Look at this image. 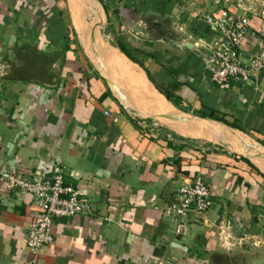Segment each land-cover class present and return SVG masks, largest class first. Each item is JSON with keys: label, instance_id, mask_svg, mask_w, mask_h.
<instances>
[{"label": "crops", "instance_id": "crops-1", "mask_svg": "<svg viewBox=\"0 0 264 264\" xmlns=\"http://www.w3.org/2000/svg\"><path fill=\"white\" fill-rule=\"evenodd\" d=\"M94 1L98 20L77 27L69 0H0V264L264 263V76L211 82L202 20L245 15L247 57L264 6ZM16 168H60L89 205L54 219L53 243L35 251L26 232L40 213L6 186ZM197 176L211 207L172 218L176 190Z\"/></svg>", "mask_w": 264, "mask_h": 264}, {"label": "built area", "instance_id": "built-area-1", "mask_svg": "<svg viewBox=\"0 0 264 264\" xmlns=\"http://www.w3.org/2000/svg\"><path fill=\"white\" fill-rule=\"evenodd\" d=\"M226 1L215 0V4ZM202 20L213 35L206 56L211 82L226 89L230 83L245 84L252 77L264 76V37L255 53L246 57L242 52L250 31V22L245 15L239 16L221 8L218 14L204 13ZM5 181L7 188L28 194L40 213L31 220L26 232L25 244L31 251L53 243L54 219L73 218L89 209L88 203L81 198L82 192L64 183L60 168H55L47 178L27 177L23 170L16 168ZM175 198L165 209L174 219L203 214L212 205L209 186L199 176L180 186Z\"/></svg>", "mask_w": 264, "mask_h": 264}, {"label": "bare ground", "instance_id": "bare-ground-1", "mask_svg": "<svg viewBox=\"0 0 264 264\" xmlns=\"http://www.w3.org/2000/svg\"><path fill=\"white\" fill-rule=\"evenodd\" d=\"M69 4L73 15V20L77 27H81L80 20L82 15L87 16L88 19L91 20V25H94V22L98 20L99 7L98 5H95L96 2L94 0H69ZM163 109L165 110L164 107Z\"/></svg>", "mask_w": 264, "mask_h": 264}, {"label": "rangeland", "instance_id": "rangeland-1", "mask_svg": "<svg viewBox=\"0 0 264 264\" xmlns=\"http://www.w3.org/2000/svg\"><path fill=\"white\" fill-rule=\"evenodd\" d=\"M229 2L238 4L242 8V10H249V11L258 10L262 8V6H264L263 5L264 0H231V1L229 0ZM99 31L100 34H103L102 30ZM3 65H4L3 62L0 60V76L3 74V70H4Z\"/></svg>", "mask_w": 264, "mask_h": 264}, {"label": "water", "instance_id": "water-1", "mask_svg": "<svg viewBox=\"0 0 264 264\" xmlns=\"http://www.w3.org/2000/svg\"><path fill=\"white\" fill-rule=\"evenodd\" d=\"M179 46L181 47H185L187 48L188 50H191L192 52L196 53V54H199V55H202L197 49H195L191 44L189 43H186V42H183V43H180ZM253 264H264L263 262L259 261L257 263H253Z\"/></svg>", "mask_w": 264, "mask_h": 264}, {"label": "trees", "instance_id": "trees-1", "mask_svg": "<svg viewBox=\"0 0 264 264\" xmlns=\"http://www.w3.org/2000/svg\"><path fill=\"white\" fill-rule=\"evenodd\" d=\"M97 1L101 2L102 0H97Z\"/></svg>", "mask_w": 264, "mask_h": 264}]
</instances>
